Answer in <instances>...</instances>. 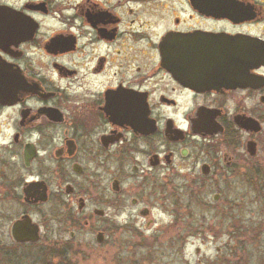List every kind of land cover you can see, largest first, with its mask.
I'll list each match as a JSON object with an SVG mask.
<instances>
[{"label":"flooded vegetation","instance_id":"obj_1","mask_svg":"<svg viewBox=\"0 0 264 264\" xmlns=\"http://www.w3.org/2000/svg\"><path fill=\"white\" fill-rule=\"evenodd\" d=\"M248 168L262 194L264 0H0V264L135 245Z\"/></svg>","mask_w":264,"mask_h":264},{"label":"rangeland","instance_id":"obj_2","mask_svg":"<svg viewBox=\"0 0 264 264\" xmlns=\"http://www.w3.org/2000/svg\"><path fill=\"white\" fill-rule=\"evenodd\" d=\"M250 174L248 168L242 177L232 181L214 183L209 178L184 183L188 191L200 194L208 208L201 205L188 212L183 203L172 213L162 215L155 211L156 229L145 231L135 245L120 246L116 240H108L104 247L92 248L85 261L75 260L73 264H264L258 257L262 246L238 245L251 241L249 227L263 229L260 244L264 243V190L260 194L256 188L260 183L247 182ZM181 184L175 181L172 190ZM214 194L221 195L215 205L211 202ZM232 200L236 207L227 213L226 202ZM239 228H245L244 232Z\"/></svg>","mask_w":264,"mask_h":264},{"label":"trees","instance_id":"obj_3","mask_svg":"<svg viewBox=\"0 0 264 264\" xmlns=\"http://www.w3.org/2000/svg\"><path fill=\"white\" fill-rule=\"evenodd\" d=\"M262 200H263V203H264V195L262 196ZM244 229L245 228H239L238 230H240V231H242V232H244ZM246 229H248V227L246 228ZM237 230V231H238ZM262 230L263 229H261V228H250L249 227V231L251 232V234H250V242H249V244H247L246 243V241H244V242H240V244H238L239 246H242V245H248V246H254V247H258V245L259 246H262L263 248H262V250H261V252L260 253H258L259 255H258V257H260V258H262V261H263V263H264V243H262V245L260 244V234L262 233ZM238 236H240V234H238ZM258 236V237H257ZM256 242V243H255ZM249 260H251V258H248ZM227 263H229V264H232L231 262H227ZM235 264V263H234Z\"/></svg>","mask_w":264,"mask_h":264}]
</instances>
